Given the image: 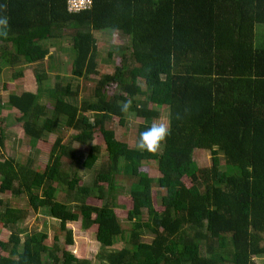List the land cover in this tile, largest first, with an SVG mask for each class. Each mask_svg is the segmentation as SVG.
Instances as JSON below:
<instances>
[{
	"label": "trees",
	"instance_id": "1",
	"mask_svg": "<svg viewBox=\"0 0 264 264\" xmlns=\"http://www.w3.org/2000/svg\"><path fill=\"white\" fill-rule=\"evenodd\" d=\"M66 6V0H0V18H9L7 38L0 36V62L11 67L41 62L50 52L46 42L64 37L69 26L72 74H97L93 99L78 103L69 82L49 86L47 73L36 71L37 92L11 93L9 104L18 109L30 142L38 144L61 120L76 131L72 141L90 143L85 168L99 157V145L91 143L96 133L106 161L88 185L67 180L64 157L71 150L60 135L43 169L3 156L6 123L0 115V235L6 237H0V264H90L68 250L73 240L67 224L74 221L83 230L97 226L102 250L124 241V247L100 254L101 264H254L253 256L264 254V46L255 44L264 0H91L76 12ZM105 29L128 41L117 47L119 61L110 73L96 68L94 33ZM110 83L119 93L108 94ZM45 92L55 103L50 111L40 104ZM138 95L147 100L138 103ZM126 99L132 101L128 111L143 118L139 138L158 117L157 108H168L170 135L155 153L130 147L108 127L113 117L124 122L118 102ZM196 149L209 151V166L197 165ZM148 160L156 162L158 176L140 169ZM119 171L131 177L129 234L114 197H108ZM61 181L77 210L60 198ZM7 193L11 202L2 198ZM22 195L25 208L13 204ZM90 197L101 204L90 203ZM42 208L59 221L64 248L46 245L45 233L23 235L19 229L31 211ZM143 227L153 234L150 241L139 239Z\"/></svg>",
	"mask_w": 264,
	"mask_h": 264
},
{
	"label": "rangeland",
	"instance_id": "2",
	"mask_svg": "<svg viewBox=\"0 0 264 264\" xmlns=\"http://www.w3.org/2000/svg\"><path fill=\"white\" fill-rule=\"evenodd\" d=\"M255 44L259 46H264V24H257ZM72 33L73 29L69 26L66 27L65 35L61 39L55 38L46 42L49 47V54L38 63H22L17 66L2 65L0 73V105L5 106V108H0V115L5 117L3 121L4 125L6 123V148L3 152L6 157H13L18 162L23 164H29L34 168L43 169L45 165L50 160V148L55 142L58 135L62 136L65 143L68 144V148L71 150V157H64V169L67 173V180L78 178L79 184H91L96 169H98L102 163L106 161V151L105 145L102 137L99 133L94 134L93 141L91 143L99 145V157L92 168L88 169L82 165L90 143L82 144L77 141H72V135L76 132L74 129L65 127V123L59 120V125L56 131L47 133L45 137L36 143L30 142L29 138L25 135L23 129V122L18 120L19 111L9 104V95L11 93H21L25 89H32L37 92L38 84L35 77L36 71H45L47 73L46 82L49 86L54 85L56 82H69L71 84V89L76 91V101L79 103L83 99H93V88L96 83L98 76L87 75V76H75L72 74ZM97 40V55H96V68L101 73L113 72L114 65L119 61V56L117 53V47L127 43V37L120 35L119 33H113L110 30H102L94 33ZM111 53V55H108ZM23 70L21 76L16 75L19 70ZM139 84L142 89H145V84L142 80H139ZM108 94L119 93V88L114 83H110L106 87ZM138 103L141 101H146V95H138L136 97ZM3 102V103H2ZM42 105H46L50 111L54 107V100L51 99L48 93H43L41 97ZM4 104V105H3ZM149 107L154 106V104H149ZM159 115L151 120V124H165L168 127V108L158 107ZM90 118L93 120V114L87 112ZM45 117L42 116L39 119V123L43 124ZM143 123V118L138 117L134 112L127 111L124 114V122L121 124L117 117H113V120L108 122V127H112L115 132L117 139L126 142L130 147H138L139 136L137 132V126ZM161 148V147H160ZM159 148V149H160ZM221 158V169H224L223 156L219 154ZM210 153L208 150H198L193 152V159L199 167H207L210 165ZM141 170H148V173L156 177L159 175L157 164L155 161L148 160L142 162L140 166ZM60 181V179H58ZM1 181V176H0ZM131 177L126 176L123 172L119 171L115 175V185L112 191H108V197L112 198L115 203V211L123 225L126 229L127 234H129V228H131V222L126 218V212L131 207V199L129 197V186ZM184 182L189 185V182L184 178ZM66 184L60 183L58 185L60 192L59 196L65 197L68 203V207L77 210V203L72 202L70 195H66ZM22 199L14 200V205L19 208H25L28 205L26 200V195H22ZM5 202H11L10 194L2 195ZM89 202L94 205H100L101 201L89 198ZM155 208L161 210L159 198L154 199ZM145 213V211H143ZM60 223L58 220L53 219L47 213V209L42 208L37 213L31 211L27 219L22 223L18 224L19 229L23 231V235L27 232L29 234L33 233H45L48 235L45 244L53 247L55 244L59 247H65V233L59 229ZM96 225L90 226L89 230H83L81 228L80 221H74V223H68L67 228L72 231L73 244L68 247V250L74 255L81 256L90 261V264H101L98 256L100 254H105L109 251H116L125 246L123 240L118 239V241L108 249H101L99 243L96 241ZM4 234V233H3ZM2 235H0L1 237ZM153 237L151 231L143 227L139 232V239L141 241H150ZM6 238V237H1ZM58 238V239H57ZM84 244V248L80 250V246ZM0 253L2 251L0 250ZM254 264H264V254L253 256ZM231 264V263H225Z\"/></svg>",
	"mask_w": 264,
	"mask_h": 264
},
{
	"label": "clouds",
	"instance_id": "3",
	"mask_svg": "<svg viewBox=\"0 0 264 264\" xmlns=\"http://www.w3.org/2000/svg\"><path fill=\"white\" fill-rule=\"evenodd\" d=\"M8 26L9 18L6 16L0 18V28L4 29L3 31H0V36L7 38ZM118 106L122 112H127L132 106V101L130 99L120 101L118 102ZM168 135H170V130L165 124H153L149 129L140 134L138 148L155 153L161 147L162 142L165 141Z\"/></svg>",
	"mask_w": 264,
	"mask_h": 264
},
{
	"label": "built area",
	"instance_id": "4",
	"mask_svg": "<svg viewBox=\"0 0 264 264\" xmlns=\"http://www.w3.org/2000/svg\"><path fill=\"white\" fill-rule=\"evenodd\" d=\"M91 0H66V7L69 12H76L89 7Z\"/></svg>",
	"mask_w": 264,
	"mask_h": 264
},
{
	"label": "crops",
	"instance_id": "5",
	"mask_svg": "<svg viewBox=\"0 0 264 264\" xmlns=\"http://www.w3.org/2000/svg\"><path fill=\"white\" fill-rule=\"evenodd\" d=\"M16 75H18L17 73H16ZM24 91H30V92H36L35 90H32V89H25ZM24 91H22V92H24ZM21 92V93H22ZM15 93H18V92H15ZM18 94H20V93H18ZM40 102H41V100H40ZM3 103V102H2ZM40 104H42V103H40ZM4 105V104H3ZM46 106V105H45ZM47 107V106H46ZM1 108H5V106H1ZM15 108V107H14ZM47 110H48V108H47ZM49 111V110H48Z\"/></svg>",
	"mask_w": 264,
	"mask_h": 264
}]
</instances>
